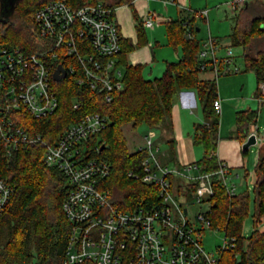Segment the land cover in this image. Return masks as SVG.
<instances>
[{"label": "built area", "instance_id": "obj_1", "mask_svg": "<svg viewBox=\"0 0 264 264\" xmlns=\"http://www.w3.org/2000/svg\"><path fill=\"white\" fill-rule=\"evenodd\" d=\"M247 1L230 0L229 4L237 12ZM194 14L205 17L207 10ZM141 20L147 28L158 23L150 11ZM33 21L37 50L27 52L17 46L0 49V151L10 157L18 149L42 144L44 164L58 169L66 178L68 189L62 211L70 223V234L63 264H240L238 253L232 259L226 256L236 248V239L212 227L208 216L214 177L223 180L229 194H235L234 186L225 180L229 169L223 162L211 173H200L195 163L169 167L161 160L160 146L146 135L145 144L138 147L146 154L141 173L129 170L127 175L157 185L159 201L120 210L100 188L101 180L111 172V164L99 156L101 149L96 141L90 145L91 139L107 126V115L88 112L51 143L17 122L22 112L39 119L56 110L58 98L51 79L59 64L65 69V78L75 72L78 84L100 93L106 102L123 89V71L116 56L123 38L115 9L101 2L74 8L65 0H50L36 9ZM86 47L92 51L82 53L80 49ZM219 48L218 40L208 35L196 53L199 73L211 72L216 78L240 72L231 49L223 48L219 53ZM72 57L79 64L80 75L74 65L66 68L62 64ZM258 90L256 99L264 103V81L258 84ZM79 105V100L73 98V107ZM213 107L220 115L218 97ZM191 170L197 171L196 177L190 175ZM169 176L173 180L184 178L185 182L180 183L184 191L195 184L192 195L177 193L174 197ZM12 194L13 187L0 175V218ZM192 203L206 205V210L191 213ZM206 230L224 234L216 252H209L203 244Z\"/></svg>", "mask_w": 264, "mask_h": 264}, {"label": "trees", "instance_id": "obj_2", "mask_svg": "<svg viewBox=\"0 0 264 264\" xmlns=\"http://www.w3.org/2000/svg\"><path fill=\"white\" fill-rule=\"evenodd\" d=\"M48 1L16 0L11 18L0 23V49L17 46L27 52L37 50L33 16L36 9ZM65 1L74 8L97 2L111 9L122 5L131 8L136 21L137 42L122 39L120 51L116 54L123 71V89L114 93L112 101L106 102L100 93L85 84H78L75 72L69 73L62 81L51 79V86L58 98V107L53 113L37 119L20 112L17 122L32 134H40L45 142L51 143L70 123L78 121L84 114L99 112L107 115V126L90 143L93 145L96 141L101 149L99 156L111 164V172L101 180L100 188L108 193L113 206L130 210L136 206L158 203V187L127 175L129 170L141 173V162L146 154L141 150L129 152L122 125L132 123L136 127L144 123L149 127H157L165 122L166 127L170 128L174 97L179 91L193 90L202 104L204 122L194 126L192 141L205 151L203 157L195 161V165L200 173L215 172L220 166L216 155L220 116L213 107V101L218 97L217 85L214 80H201L198 77L196 53L200 42L193 37L186 38L185 19L170 20L165 24L168 44L181 48L180 58L166 62L161 76L148 79L143 75L144 65L131 64L127 58L134 48L147 43L143 22L135 12L133 0ZM187 22L191 24L193 18ZM262 37L264 0H249L237 11L229 39L231 45L243 47L247 70L254 73L257 84L264 81V45H258V39ZM251 42L256 43L254 54L248 49ZM80 50L82 53L92 51L90 47ZM62 64L66 68L68 64L74 65L80 75L79 64L73 57ZM257 92L259 94L258 88ZM73 98L80 102L76 109L73 107ZM256 122L257 111L248 108L236 112V136L244 140L249 135V126ZM168 144L167 160L173 161L172 140ZM43 151L44 146L39 143L18 149L10 157L0 151V175L13 187V194L0 218V264H63L65 261L70 223L62 211V201L68 183L58 169L44 164ZM254 174L255 229L245 250H242L244 239L241 227L248 212V192L231 195L223 180L214 177L213 194L209 197L208 216L212 227L236 239V248L226 256L232 259L234 253L240 254V264H264V228H257L260 217L264 215V155L259 156ZM194 189L195 184H190L185 191L182 185H176L177 193H184L188 197Z\"/></svg>", "mask_w": 264, "mask_h": 264}, {"label": "crops", "instance_id": "obj_3", "mask_svg": "<svg viewBox=\"0 0 264 264\" xmlns=\"http://www.w3.org/2000/svg\"><path fill=\"white\" fill-rule=\"evenodd\" d=\"M230 0H223L222 2L214 5L215 8L208 6L205 2V6L202 8L193 7L192 0H134L132 2L133 7L137 15L141 18L147 11L154 12L158 23H155L152 27H144L145 37L147 43L139 47L134 48L131 52L128 53V61L131 64H142L144 65L143 71L145 68L149 67V75L152 74L151 65L155 62H158L156 59V51L159 54H163L164 58L168 62L177 61L180 58L181 51L178 48H174L170 44L163 46L162 43L165 40V31L160 27L165 25L170 20H184L189 21L193 18V22L186 26L187 36L198 39L196 32L200 31V28H196L195 31V21L202 20L204 23L209 25L208 35L212 36V29L210 26V20L213 18L211 12H218L222 7H225L227 13L225 18L231 20L230 24V33L234 21V17L237 12L233 11L229 4ZM222 3V4H221ZM213 8V9H212ZM207 10V16L201 17L196 16L194 13L199 10ZM160 11V12H158ZM195 15V16H194ZM115 20L118 23L120 28L122 38L129 39L133 43L137 42V31H136V21L133 17L131 8L128 5H122L115 8ZM159 29V30H158ZM156 31H159L156 33ZM229 33V35H230ZM228 35V38H229ZM205 37V36H204ZM218 40L220 46L219 53L223 51L222 43L218 36H213ZM205 38L199 40L200 45L204 44ZM158 39V40H157ZM258 45H264V37L258 39ZM164 70V69H163ZM220 76V75H219ZM218 76V77H219ZM222 76V75H221ZM157 77V76H156ZM198 77L201 80H214L217 85V96L221 100V113L219 117V131H218V140H217V149L216 155L220 162H223L227 165L230 175L239 176V171L244 168V153L242 151V143L246 139H240L236 136L235 124H233L234 114L243 109H251V104H246L244 106H237L235 104L236 100L241 99H232L228 102L224 92L221 91L218 84V77H214L213 73H198ZM150 79V78H148ZM257 93V92H256ZM256 93H253L251 96L252 99L255 97ZM196 99L198 100L195 91L193 90H182L179 91L177 95V102L173 104L171 111V123L169 131H162L160 134H165L167 149L163 151L161 160L163 164L168 165L169 167H178L183 168L185 165L193 164L197 160L195 145L192 141V130L197 123L204 122V114L196 111L197 103L195 104ZM247 99V98H246ZM252 99L250 102H252ZM199 101V100H198ZM242 101V100H241ZM247 101V100H245ZM231 104V105H230ZM263 103H259L257 100L258 109ZM185 117V120L183 121ZM191 118L189 125L187 123V118ZM164 129V128H163ZM159 131L155 134L158 136ZM255 132L254 129H250L249 133ZM172 140L173 145V161H168V146L169 141ZM158 141V140H156ZM264 142V138H263ZM264 154V145L260 148L258 152V158L260 155ZM247 173L243 175L246 176ZM228 183V182H227ZM229 184V183H228ZM233 185V184H229Z\"/></svg>", "mask_w": 264, "mask_h": 264}, {"label": "rangeland", "instance_id": "obj_4", "mask_svg": "<svg viewBox=\"0 0 264 264\" xmlns=\"http://www.w3.org/2000/svg\"><path fill=\"white\" fill-rule=\"evenodd\" d=\"M222 1L223 0H192V4H193V7L202 8L205 6V2H207L208 6L213 7L214 5ZM213 8H215V6ZM225 9H226L225 7H222V9H220L218 12L216 11L211 12V15L213 16V18H211L210 20L212 36H218V38H220V42L222 43L221 45L223 46V48L231 49L232 53L234 54V63L239 67L240 72L236 74H228V75H222V76L220 75L218 77V84L219 83L221 84L220 89L222 92H224V96H226L228 102L232 100L230 98L241 99L242 101L241 100L235 101V104L237 106H244L246 104H251V110L257 111L256 124L253 126L252 125L249 126V132H250V129L252 128L256 132L257 144L251 146L248 149V151L244 154V168L239 171V176H232L230 175V173H227L226 179H225L226 182H228L229 184H233L235 195L245 193V192H248L249 194L248 212L242 221V227H241V236L244 239L242 250H245L248 244V239L255 229V226H254V214H255L254 169L258 162V152L260 148L262 147V145H264V142H263L264 103L258 109L256 95L253 99L251 97L253 93L257 92L258 84H257L254 73L250 70H247L246 63L244 60L243 47L231 45L230 39L228 38V35L230 33L231 20L225 18L226 14L228 13L227 10ZM0 23H1V15H0ZM194 23H195V26H194L195 31H196V28H200V31L196 32V35L199 40L201 38H205L206 36H208L209 25L207 23H204L202 20H196ZM17 24H18V21H16L15 25ZM161 28L165 31L164 35H166V25H161L160 31H163L161 30ZM158 32L159 31H156V33ZM162 45L163 46L169 45L167 36H165V40L163 41ZM255 48H256L255 42H251L250 45L248 46V49L251 52V54L252 53L254 54L256 52ZM178 50L181 51V48L178 47ZM156 59L158 60V62H155L153 65H151V68H152L151 75H149V67L144 69L143 75L145 78L152 79L156 76L157 77L161 76L163 69L165 68V63H166V61L164 60L166 59L164 58L163 54H159L157 51H156ZM0 61H1V58H0ZM251 99H252V102H250ZM196 103H197L196 111L201 112V105L197 99L195 101V104ZM184 120H185V117L183 121ZM190 120H191L190 117L187 118L188 125H189ZM233 124H235V114L233 118ZM166 126L167 125L165 122L162 124V126H157V127H149L148 125L144 123L139 124L136 127H134L132 123H125L124 125H122L121 127L122 134L126 140V145H127L129 152H134L138 150L139 146H143L145 144L144 137L146 135L150 136L153 139V141L160 146L161 152L165 151L167 149L166 138H165L166 135L160 134V133L162 131H166V132L169 131L168 130L169 127H166ZM157 130L159 131L158 132L159 134L156 137L155 134L157 133ZM193 130H192V133H193ZM249 132L248 134H250ZM195 152H196V156L198 160L203 157L205 151L201 145H196ZM245 173L247 174L245 177H243ZM197 174L198 173L195 170L190 171V175L192 177H196ZM182 182H185L184 178L182 177L176 178L173 180L174 186L172 187L171 193L174 197H177L176 185ZM189 209L191 213H195L198 210H206V205H196L192 203L189 205ZM257 228L258 229L264 228V215L260 217V221L257 224ZM223 236L224 234L221 231L219 232V231L206 230L203 235V244L205 248L209 252L210 251L216 252V246L222 243ZM238 257H240V254H238Z\"/></svg>", "mask_w": 264, "mask_h": 264}, {"label": "water", "instance_id": "obj_5", "mask_svg": "<svg viewBox=\"0 0 264 264\" xmlns=\"http://www.w3.org/2000/svg\"><path fill=\"white\" fill-rule=\"evenodd\" d=\"M15 1L16 0H0L1 23L8 21L11 18ZM186 38H188L187 35ZM65 76H66L65 69L59 64L55 69V71L53 72V80L61 81L65 78ZM176 102H177V96L174 97V103ZM256 144H257V135L256 132H252L246 137L245 141L242 143L241 146L242 151L243 152L247 151L251 146Z\"/></svg>", "mask_w": 264, "mask_h": 264}]
</instances>
